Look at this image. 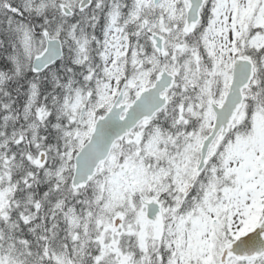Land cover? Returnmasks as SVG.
Wrapping results in <instances>:
<instances>
[{"label":"snow or ice","instance_id":"obj_1","mask_svg":"<svg viewBox=\"0 0 264 264\" xmlns=\"http://www.w3.org/2000/svg\"><path fill=\"white\" fill-rule=\"evenodd\" d=\"M0 264H264V0H0Z\"/></svg>","mask_w":264,"mask_h":264}]
</instances>
